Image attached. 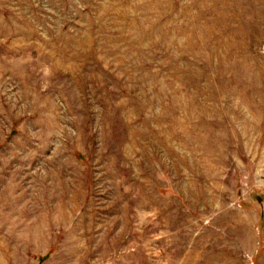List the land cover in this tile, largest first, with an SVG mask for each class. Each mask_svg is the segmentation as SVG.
I'll list each match as a JSON object with an SVG mask.
<instances>
[{
  "label": "rangeland",
  "instance_id": "rangeland-1",
  "mask_svg": "<svg viewBox=\"0 0 264 264\" xmlns=\"http://www.w3.org/2000/svg\"><path fill=\"white\" fill-rule=\"evenodd\" d=\"M0 264H264V0H0Z\"/></svg>",
  "mask_w": 264,
  "mask_h": 264
}]
</instances>
